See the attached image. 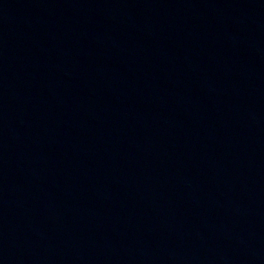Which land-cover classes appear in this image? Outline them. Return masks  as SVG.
<instances>
[{"label": "water", "instance_id": "1", "mask_svg": "<svg viewBox=\"0 0 264 264\" xmlns=\"http://www.w3.org/2000/svg\"><path fill=\"white\" fill-rule=\"evenodd\" d=\"M0 264H264V0H0Z\"/></svg>", "mask_w": 264, "mask_h": 264}]
</instances>
